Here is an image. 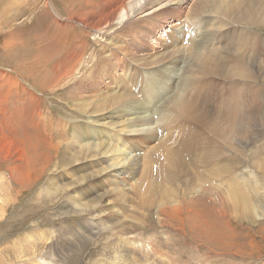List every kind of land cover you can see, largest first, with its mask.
<instances>
[{
	"label": "rangeland",
	"instance_id": "rangeland-1",
	"mask_svg": "<svg viewBox=\"0 0 264 264\" xmlns=\"http://www.w3.org/2000/svg\"><path fill=\"white\" fill-rule=\"evenodd\" d=\"M141 4L0 0V264H264V0Z\"/></svg>",
	"mask_w": 264,
	"mask_h": 264
},
{
	"label": "bare ground",
	"instance_id": "bare-ground-1",
	"mask_svg": "<svg viewBox=\"0 0 264 264\" xmlns=\"http://www.w3.org/2000/svg\"><path fill=\"white\" fill-rule=\"evenodd\" d=\"M163 0H101V7H100V11L102 12V14H105V13H107L108 15H109V21H112L113 22V20H116L118 17H117V15H118V12L120 11V10H122V9H126V10H130V11H136V10H138V9H140V6H141V8L142 7H144V5H142L141 3H145V4H147V3H149V5H148V7L151 9V8H154L155 6H157V7H155L154 9L155 10H157L159 7H162V6H164V5H166V3H167V0H165L166 2H162ZM172 1V0H171ZM89 2V1H88ZM211 2V1H210ZM205 3V2H204ZM141 4V5H140ZM203 4V3H202ZM128 5V6H127ZM195 5L196 6H198L196 3H195ZM200 5V4H199ZM50 6H52V5H50ZM167 6V5H166ZM169 6V5H168ZM209 6V5H208ZM200 7H201V5H200ZM236 7V6H235ZM235 7H233V6H226L224 9H226L227 11L229 10H233ZM77 8V7H76ZM75 8V9H76ZM148 8V9H149ZM198 7H196L195 9H197ZM204 8V7H203ZM149 9V10H150ZM194 9V8H193ZM205 9V8H204ZM250 9V6H248V7H238V9L237 10H243V11H247V10H249ZM53 10V9H52ZM199 10H201V9H199ZM73 11H75V10H73ZM76 11L77 12H80V10H78V9H76ZM154 11V10H153ZM85 12V11H84ZM128 12V11H127ZM133 12V13H134ZM193 12V11H192ZM195 12V11H194ZM198 12V11H197ZM222 12H225V10H222ZM221 12V13H222ZM86 13V12H85ZM129 13V12H128ZM139 13H141V11H139ZM58 14V13H57ZM84 13H81L80 14V16L82 17V15H83ZM93 14V13H92ZM147 14H149V13H147ZM193 14V13H192ZM71 14H66V16H70ZM77 15H79L78 13H77ZM77 15H71L69 18H67V19H70L71 17H75V16H77ZM99 15V16H98ZM98 15H88V17L86 18V23H88L87 25H89V26H91L92 28H95L97 31H102L103 30V27H101V25H105V26H107L108 25V20L107 19H103V16L102 15H100L99 13H98ZM147 16V15H146ZM144 17V16H143ZM75 20L76 21H78L77 20V18L75 17ZM75 21V22H76ZM79 23H80V21H79ZM85 23V24H86ZM118 22H116V24H117ZM203 23V22H202ZM209 24V23H208ZM258 24H264V20H261V21H257V22H255L254 23V25L256 26V25H258ZM86 25V26H87ZM205 25H207L206 23H205ZM97 26L99 27V29L97 28ZM118 26H119V23H118ZM123 26V25H122ZM88 27V26H87ZM226 27V26H225ZM90 28V27H89ZM217 28V27H216ZM106 29V28H105ZM117 29H118V27H117ZM108 30V29H107ZM219 31V30H218ZM114 32V31H113ZM116 33V32H115ZM95 34H98V33H95ZM114 34V33H113ZM110 35V34H109ZM113 36V35H112ZM33 38V37H32ZM173 38V37H172ZM31 39V38H30ZM103 40V39H102ZM30 41V40H29ZM99 41H101V38H100V40ZM190 41V40H189ZM21 42V41H20ZM37 42H38V49H37V51H44V52H41V53H45V49L47 48V47H45V46H43L41 43H40V40H37ZM45 42V41H44ZM175 43V42H174ZM24 44V43H23ZM27 44V43H26ZM25 44V45H26ZM107 44V43H106ZM21 45V44H20ZM36 45V44H35ZM197 45V44H196ZM167 46V45H166ZM178 47V46H177ZM207 47V46H206ZM237 47V46H236ZM36 48V47H35ZM194 49H196V48H194ZM31 50H32V48H31ZM34 50V49H33ZM176 50V49H175ZM174 50V51H175ZM180 50V49H179ZM189 50H191V49H189ZM188 50V51H189ZM196 51H198V50H196ZM235 51H236V49H235ZM234 51V52H235ZM48 52V51H47ZM176 52H178V51H176ZM187 52V51H186ZM30 53H33V51L32 52H30ZM179 53V52H178ZM165 54V53H164ZM170 54H171V52H170ZM174 54V53H173ZM175 54H177V53H175ZM175 54H174V56H175ZM184 54V53H183ZM172 55V54H171ZM181 55V54H180ZM219 55V54H218ZM170 56V55H169ZM217 56V55H216ZM161 57H162V59H163V56H160V55H158V59H159V61H161V63H162V59H161ZM173 57V56H172ZM181 57V56H180ZM201 57V56H200ZM219 57H221V56H219ZM231 57H232V55H231ZM157 58V57H156ZM179 58V57H178ZM177 57H176V59H178ZM182 58V57H181ZM188 58V57H187ZM73 59L74 60H76V57H73ZM170 59H171V57H170ZM169 59V60H170ZM189 59H190V57H189ZM216 59H217V57H216ZM219 59V58H218ZM217 59V60H218ZM231 59V58H230ZM233 59V58H232ZM143 60V59H142ZM173 60H174V58H173ZM237 60V59H236ZM235 60V61H236ZM23 61V60H22ZM156 63L158 62V60L156 61V60H154ZM165 61V60H164ZM212 61V60H211ZM219 61V60H218ZM62 62L63 63H65L67 66H70L71 64H69L68 62H66V60H64V58H63V60H62ZM73 62V61H72ZM147 63H149V62H147ZM165 63V62H164ZM213 63H214V61H213ZM226 63V62H225ZM173 64V63H172ZM211 64V63H210ZM218 64V63H217ZM213 65V64H212ZM165 66V65H164ZM155 67V66H154ZM170 67V66H169ZM174 67V66H173ZM213 69H214V67H213ZM212 68L210 69L211 71L213 70ZM173 70V69H172ZM170 71H171V69H170ZM208 71H209V69H208ZM37 72V71H36ZM52 73L53 74H56V77L54 76V75H52V79L51 80H53V81H55V80H57V78H58V76H59V74L58 73H56L55 71H52ZM207 73V72H206ZM214 73V72H213ZM216 73V72H215ZM30 74V73H29ZM50 74V73H49ZM140 74V73H139ZM170 74V73H169ZM43 75V74H42ZM48 75V74H47ZM46 75V76H47ZM207 75V74H206ZM208 75H210L211 76V74H208ZM49 76V75H48ZM50 76H51V74H50ZM141 77V76H140ZM45 78V77H44ZM48 78V77H47ZM41 79V78H40ZM43 79V78H42ZM50 80V81H51ZM43 81V80H42ZM167 81V80H166ZM39 82V81H38ZM190 82V81H189ZM50 83V82H49ZM139 84V83H138ZM143 84V83H142ZM49 85V84H48ZM175 85V84H174ZM159 86V85H158ZM138 88V87H137ZM165 88H167V87H165ZM127 89V88H126ZM140 90V89H139ZM115 91V90H114ZM112 92V91H111ZM116 92V91H115ZM132 92V91H131ZM151 92V91H150ZM153 92H155V94H156V92H157V90H153ZM120 94V93H119ZM169 94V93H168ZM115 95H116V93H115ZM114 96V95H113ZM118 96V95H117ZM125 96V95H124ZM129 96V95H128ZM128 96H127V98H128ZM98 97H99V95H98ZM115 97V96H114ZM120 97H121V95H120ZM152 97V96H151ZM91 98L93 99V98H96V96H91ZM122 99H124V98H122ZM129 99V98H128ZM119 100V99H118ZM136 100V99H135ZM149 100V99H148ZM173 100V99H172ZM130 101H132L131 99H130ZM161 101V100H160ZM117 103V102H116ZM138 103V102H137ZM143 103V102H142ZM120 104V103H119ZM127 104V103H126ZM171 104H173V103H171ZM125 105V104H124ZM170 105V104H169ZM117 106H119V105H117ZM120 107V106H119ZM137 107V106H136ZM135 107V108H136ZM138 107H140V106H138ZM142 107V106H141ZM141 107H140V109H141ZM124 108V107H123ZM158 108V107H157ZM122 110V109H121ZM128 110H129V108H128ZM135 110V109H134ZM163 110V109H162ZM164 110H166V107H165V109ZM132 111V110H131ZM141 111V110H140ZM142 111H144L145 112V110H142ZM137 112V111H136ZM143 113V112H142ZM147 113V112H146ZM150 113V112H149ZM152 113V112H151ZM127 114H129L128 116H133L134 118H132V117H130V118H127L128 119V121L126 122V123H130L131 121H142V122H144V124L146 123V122H151L150 121V117H147V118H149V119H147V120H143L144 119V115L143 116H138L137 114H138V112L137 113H133V112H127ZM144 114V113H143ZM148 114V113H147ZM161 116V115H160ZM168 116V115H167ZM155 117V116H154ZM166 117V116H165ZM124 119H126V118H124ZM123 119V120H124ZM154 121V120H153ZM162 121V120H161ZM163 121H165L164 119H163ZM155 122V121H154ZM135 123V122H134ZM153 123V122H152ZM143 123H138V124H135L134 125V129H132V130H134V131H136V132H142L143 133V125H144ZM101 125H103V124H101ZM100 125V126H101ZM147 125H149L148 123H147ZM113 126V125H112ZM132 126V125H131ZM146 126V125H145ZM114 127V126H113ZM151 127V126H150ZM104 128H106V129H109L110 130V126H105ZM136 129V130H135ZM115 130V129H114ZM114 130H111V131H114ZM149 130V129H148ZM151 130V129H150ZM149 130V131H150ZM146 131V130H145ZM181 131V130H180ZM118 133H120V132H118ZM148 133H150V132H148ZM130 134V133H129ZM144 134V133H143ZM151 134V133H150ZM139 135V134H138ZM145 135V134H144ZM147 135V134H146ZM141 136V135H140ZM150 136V135H149ZM148 138V137H147ZM168 140V139H167ZM163 141V140H162ZM17 144V143H16ZM16 144H13V145H16ZM123 145V144H122ZM4 146H7L8 147V145H4ZM110 146L112 147V149H114L115 151H116V153H118L119 152V148L118 147H116V146H113L112 144H110ZM125 146V145H124ZM10 147V146H9ZM126 148V147H125ZM116 155V154H115ZM129 155V154H128ZM128 155L127 154H125V157H123L122 159H120V160H118V158L117 157H113L112 159H111V161H110V164H109V166H108V168L110 169V171H117V170H121V168L122 167H124L125 165H128V163H129V161L131 160V158H129L128 157ZM131 156V155H130ZM132 163V162H131ZM123 169V168H122ZM207 203V202H206ZM206 203H205V207H204V209H203V211H204V214L207 212V213H209V214H212V215H216V214H220V213H224V209H221V210H218L217 208H215L214 206H207L206 205ZM85 204H87V203H84L82 206L84 207V209H85ZM89 205V204H88ZM90 206V205H89ZM87 208V207H86ZM89 208H91V206L89 207ZM193 213V212H192ZM194 214H196V213H194ZM199 216H201L200 214H199ZM117 218V217H116ZM224 233H226V232H224ZM123 237V236H122ZM119 237V239L117 240L118 241V243L120 242V244L122 243H126L127 241L124 239L125 237ZM234 237L231 235V234H229V233H226V235H224V236H221V237H218V240L217 241H213L212 243L215 245V246H217V248L219 249V250H222V251H225V250H229L231 247H234V242H232V241H234ZM37 240H38V237L32 232L30 235H28V236H26V239L25 240H23V241H21L20 243H19V245H22V243H25V245H23V246H27V248H29V251L30 252H34V250H36L35 249V245L36 244H38V242H37ZM236 242V241H235ZM115 243V242H114ZM17 245V244H16ZM19 245H18V250H19ZM252 245V244H251ZM21 249V248H20ZM23 250H25V249H23ZM40 250V249H39ZM20 251V250H19ZM36 252V251H35ZM20 253H21V251H20ZM34 254V253H33ZM39 255V254H38ZM42 257V256H41ZM40 264H44V262H42V263H40Z\"/></svg>",
	"mask_w": 264,
	"mask_h": 264
},
{
	"label": "crops",
	"instance_id": "crops-1",
	"mask_svg": "<svg viewBox=\"0 0 264 264\" xmlns=\"http://www.w3.org/2000/svg\"><path fill=\"white\" fill-rule=\"evenodd\" d=\"M56 25H57V22H56Z\"/></svg>",
	"mask_w": 264,
	"mask_h": 264
}]
</instances>
